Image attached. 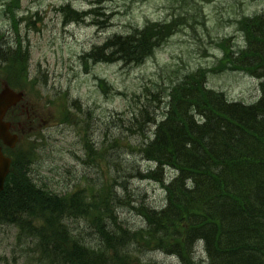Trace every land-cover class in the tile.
Returning <instances> with one entry per match:
<instances>
[{"label": "rangeland", "instance_id": "1", "mask_svg": "<svg viewBox=\"0 0 264 264\" xmlns=\"http://www.w3.org/2000/svg\"><path fill=\"white\" fill-rule=\"evenodd\" d=\"M10 1L0 0V49L6 43L13 47L21 43L27 51L29 78L36 85L35 90L27 88L23 102L34 105L46 122L29 140L37 146L31 179L58 196L78 193L90 208L97 203L112 210L123 229L145 228L141 211L162 209L165 192L159 184L138 177L154 166L138 154L142 136L134 127L130 132V124L140 119L143 109L149 112L147 119L160 118L169 79L213 67L223 57L220 43L230 53L244 49L239 22L264 17V0H20L17 5ZM66 5L79 13L97 10L85 22L64 23L60 8ZM172 17L183 18L184 27L141 66L94 65L83 59L114 35ZM258 84L239 72L210 75L207 81L208 88L223 92L229 101L248 105L258 99ZM64 106L77 128L61 121ZM143 129L147 136L153 131L151 125ZM84 139L97 153L95 163L87 158ZM26 142L27 135L21 144ZM63 223L73 238L94 245L89 220L63 218ZM20 229L12 223L0 225V264H45L48 257L41 256L42 249L37 252L38 244L42 246L39 238L24 236ZM47 230L43 235L51 236ZM136 257L142 264H179L161 252L145 251Z\"/></svg>", "mask_w": 264, "mask_h": 264}, {"label": "trees", "instance_id": "2", "mask_svg": "<svg viewBox=\"0 0 264 264\" xmlns=\"http://www.w3.org/2000/svg\"><path fill=\"white\" fill-rule=\"evenodd\" d=\"M10 2L17 5L19 0ZM64 13L68 22L80 21L81 15L69 7ZM183 20L174 18L133 30L124 37L115 36L93 49L86 59L141 65L182 30ZM240 30L247 46L235 60L225 51V60L219 66L186 75L165 89L171 117L147 144L153 152L146 160L160 168L168 165L179 172V177L166 187L165 209L141 211L145 228L134 232L121 228L112 210L101 209L97 203L90 208L79 194H43L26 179L21 166L19 169L18 164H28L27 157L14 163L17 177L12 176L13 186L0 196V225L12 223L22 228L24 236L35 235L42 244L37 248H44L55 264H142L136 256L145 251L175 257L179 264H264V244L255 239L259 233L264 235V100L250 109L228 105L223 94L205 87L209 72L244 71L250 76L257 72L258 77H264V67L257 70L264 50V17L243 20ZM21 58L25 62L26 53L20 46L0 49V62L7 63L4 70L9 76L24 72L19 67ZM196 108L203 116L200 121L189 114ZM258 113L260 116H255ZM140 117H149L147 109ZM182 136L187 137L186 144ZM160 173L157 176L161 181ZM157 176L149 173L146 180H157ZM63 218L89 220L96 235L94 245L88 246L78 236L70 241ZM248 227L253 233H248ZM48 228L51 236L43 235ZM199 244L207 262L193 260L192 249Z\"/></svg>", "mask_w": 264, "mask_h": 264}, {"label": "bare ground", "instance_id": "3", "mask_svg": "<svg viewBox=\"0 0 264 264\" xmlns=\"http://www.w3.org/2000/svg\"><path fill=\"white\" fill-rule=\"evenodd\" d=\"M97 48H100V46L94 47L93 49H97ZM263 67H264V50L261 52L260 62H259L257 70H260L261 68L263 69ZM251 77L253 79H255L256 81H258V83H259L258 84V99L254 103H252L250 105L244 104L243 102L229 101L227 99V102H228L227 104L228 105H242L243 107H246V108L248 107V109H250V108H257L258 107L257 104L259 102H261L262 99L264 100V96H263L264 77H258L257 72L254 73L253 76H251ZM164 105H165V109H164L163 113H159V115L161 116L160 118L147 119V117H143V118L140 117L139 120H137V118H135L134 121H133L134 123H131L130 126H129L130 127L129 131L132 132L134 130V128H135V129H137V132L141 134L142 142L139 145V147L137 149V152H138V154L140 155V157H141V159L143 161H145V162H147V163H149L151 165H154V170L153 171L147 172L145 176H142L141 174H138V177L140 178V180H143V179L146 180V176L149 173H152L153 175L157 176L161 172L160 173L161 174V181L158 180L159 176H157V180L156 179H151V181L159 184L162 187L163 191L166 193V187H168L172 182H174L179 177V172L177 170H175V169L173 170L168 165H162V167L160 168V166L156 162H154L152 160L151 161L146 160V158H149L151 156L152 152H153V148L152 147H147L148 146L147 144L153 142L154 136H155V132H157L158 128L162 125L163 122H165V120L167 121L171 117L170 109H166L167 102ZM189 114L192 116L193 119L195 118V120H198V121H200L201 118L203 117L201 112L197 108L193 109L192 111H190ZM255 116H260V113L256 114ZM138 125L143 127V128H144V126L150 127V125H151L153 127V131H152V133L148 134V136H147V135H145V129L140 128ZM252 125H254V127H255L257 124L255 123V124H252ZM188 128L193 129L189 124H188ZM181 141H182L183 144H186L187 143V137L182 136ZM139 148L143 150L142 153H139V151H138ZM215 150H217V149H215ZM167 173L169 175L171 174V176H169ZM165 196H166V194H165ZM166 205H167V201L165 199V206L163 207L164 209L166 208ZM152 210L155 211L154 209H152ZM155 212H157V211H155ZM115 221H116L118 226L123 228L117 222V217H116ZM109 232H112V231H109ZM249 232L253 233L252 227H248V233ZM258 235H259V237L255 236V239L258 240L260 242V244H264V235H262L260 233ZM113 242L116 245H118V243H119L116 240H113ZM198 248H196L194 246L193 249H192V253L194 254L193 255L194 256L193 257L194 262H198V261H200V259H203V261L207 262V260H206L207 256H206L205 252H203L202 245L199 244Z\"/></svg>", "mask_w": 264, "mask_h": 264}, {"label": "water", "instance_id": "4", "mask_svg": "<svg viewBox=\"0 0 264 264\" xmlns=\"http://www.w3.org/2000/svg\"><path fill=\"white\" fill-rule=\"evenodd\" d=\"M20 96H16L10 91L5 90L3 92V95L0 97V119L3 117L4 112L6 111L7 107L9 105L14 104L16 101H18ZM7 125H3L0 122V139L8 146L12 147V138L9 137L7 133ZM8 161L4 160L0 154V189L1 185L4 179V176L7 172L8 167Z\"/></svg>", "mask_w": 264, "mask_h": 264}, {"label": "flooded vegetation", "instance_id": "5", "mask_svg": "<svg viewBox=\"0 0 264 264\" xmlns=\"http://www.w3.org/2000/svg\"><path fill=\"white\" fill-rule=\"evenodd\" d=\"M29 119V118H28ZM16 128H19V126L17 125V126H13L12 125V131H15L14 129H16Z\"/></svg>", "mask_w": 264, "mask_h": 264}]
</instances>
